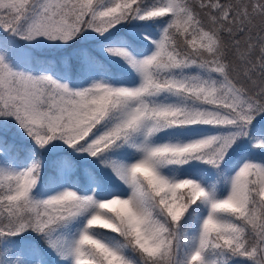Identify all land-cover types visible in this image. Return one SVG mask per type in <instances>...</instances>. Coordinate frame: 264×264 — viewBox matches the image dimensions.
<instances>
[{"label":"snow or ice","instance_id":"6c2138e0","mask_svg":"<svg viewBox=\"0 0 264 264\" xmlns=\"http://www.w3.org/2000/svg\"><path fill=\"white\" fill-rule=\"evenodd\" d=\"M0 264H264V0H0Z\"/></svg>","mask_w":264,"mask_h":264}]
</instances>
